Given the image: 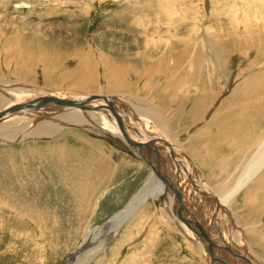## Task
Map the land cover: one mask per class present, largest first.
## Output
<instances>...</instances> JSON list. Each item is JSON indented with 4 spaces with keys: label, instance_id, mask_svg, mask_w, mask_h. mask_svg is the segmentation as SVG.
Segmentation results:
<instances>
[{
    "label": "rangeland",
    "instance_id": "rangeland-1",
    "mask_svg": "<svg viewBox=\"0 0 264 264\" xmlns=\"http://www.w3.org/2000/svg\"><path fill=\"white\" fill-rule=\"evenodd\" d=\"M60 1L63 4L59 0H8L4 5L0 3V33L3 37H0V77L6 79L5 75L9 74L31 82L30 86L36 88L50 79L57 86L47 90L54 92L61 87L59 83L68 88L65 81L80 79L87 63L85 60L90 58L100 69L99 80L104 91L116 95L134 92L133 96L142 101L147 98L153 102L154 99L158 106L159 94L165 98L167 93L165 82L173 80L178 83L195 75L197 80L182 83L185 91L182 95L177 91L178 96L173 95L176 99L171 105L176 100L186 99L189 110L194 104L193 97L200 96L197 101L200 102L201 98L200 103L209 106L207 114L201 115L202 126L207 124L208 115L215 114V106L232 92L239 79L245 75L249 78L259 76L264 71V0ZM24 3L26 7L22 8ZM206 27L212 53L217 58L218 67L214 69L212 62L210 65L204 63L206 52L201 37ZM28 43L40 46L41 52L60 53L66 58L62 65H45L36 50L32 56L26 55L24 46ZM196 50L203 54V58L196 59L194 75L188 76V72H182L177 64L178 55L183 52L188 56ZM154 61L152 68L149 62ZM115 62L122 65L117 67L122 71L124 88L131 90L121 91L118 86L113 87L109 66ZM142 67L147 70L142 75L137 74L136 70ZM153 69L157 71L154 76ZM89 73L92 72L89 70ZM209 74L212 76L206 79ZM144 75H149L150 84H145ZM159 89L161 92L154 97L153 93ZM74 90L71 93L82 94L76 88ZM137 97L130 98L128 107L139 103ZM86 126L82 119L71 121L67 127L69 132L64 133L66 138L53 144L43 140L34 144H30L34 142L30 140L0 144V264H63L70 253L81 247L82 237L88 230L103 225L122 211L150 179L153 174L150 165L146 163L145 166L134 151L116 141H109L107 136H104L107 142L95 137L90 131L92 126ZM176 127L173 122V132L177 131ZM69 134H90V138L99 141L100 145L96 142L95 147L108 156L102 155L101 158L97 155L91 159L101 160L99 166L84 159V169L79 167L81 163L74 162H67L71 167L66 163L61 168L62 165L58 166L52 159L38 156V151H44L48 146L60 148L63 145L68 149L82 150L79 141ZM174 138L187 141L186 134L176 133ZM28 144L31 148L24 154L23 149ZM254 146L243 150L244 153L240 148L231 151L227 145L221 150L210 146L208 160H204L206 156L202 157L206 164L191 162L196 164L201 176L198 177L201 179L199 184L209 189L218 184L233 185L240 172L234 173L236 168L251 159ZM180 154L186 164L190 163V158L182 152ZM215 157L220 158V163ZM82 185L84 188L80 189ZM261 192L256 202L261 208L255 215L264 231V190ZM249 204L244 209L249 208L250 212ZM251 241L249 237V242L254 245L251 249L259 258L264 253V246ZM105 253L104 261L100 255L90 264H210L199 247L191 243L176 225L167 222L160 203L152 197L123 224Z\"/></svg>",
    "mask_w": 264,
    "mask_h": 264
},
{
    "label": "bare ground",
    "instance_id": "bare-ground-1",
    "mask_svg": "<svg viewBox=\"0 0 264 264\" xmlns=\"http://www.w3.org/2000/svg\"><path fill=\"white\" fill-rule=\"evenodd\" d=\"M6 1L8 2V0H4L0 3L4 5L3 3ZM137 1L133 0V2ZM59 3L63 4L60 0ZM23 5H21L22 8L26 7V3ZM207 28H204L203 33L201 32V39L204 41L203 48L206 52L204 63L210 65L212 62L214 69L218 67L217 58L216 54L212 53L213 48L207 38ZM0 37H2V33H0ZM24 47L28 57L37 51L38 55L43 57L41 60L46 62L45 65L50 63L62 65L63 59L66 58L64 54L60 53L41 52L39 50L42 48L35 47L33 43H28ZM178 56L177 64L183 69L182 72H188V76L194 75V66L198 61L196 59L202 60L203 58V54H200L198 50L188 56L183 52ZM86 59L84 74L80 73L83 74L81 78H71L65 81V83L68 82L70 90L63 83H59L61 87H56L58 91H49L57 86L50 79L38 86L39 89L30 86L31 82L21 81L20 78L12 77L9 74L5 75L6 79L0 77V144L8 145L17 141L25 142V140L26 142H28L27 140L34 141L30 144L40 143L41 140L50 141V144L57 143L66 138L67 134L64 133L69 132L67 127L71 121L82 119L84 126L87 122H91L87 126H92L93 130L90 131L95 133V137L107 142L104 138L107 136L109 141H116L128 150L134 151L145 166L146 163L150 165L153 173L137 196L131 199L122 211L103 225L88 230L84 234L81 247L70 253L63 264H78L80 262L81 264H90L100 255L104 261L106 259L105 251L117 236L119 229L139 211L142 205L147 203L150 197L154 198L158 204L160 203L167 222L176 225L191 243L199 247L207 256L210 264H264V256H262L264 253L262 252L263 254L257 258L256 251L251 249V246L254 247V245L249 242V237H251V242L258 246H264L262 224L256 222L258 219L255 215L257 209L261 208L256 202H258L261 191L264 190V71L259 76L249 78L245 75V78L239 79L232 92L215 106V114L208 115L209 117L205 121L207 124L203 123L200 126L203 121L201 115L207 114L209 107L207 103H200L203 101L201 98L200 102L197 101L200 96L193 97L194 104L189 110L186 108L188 103L186 99L180 100V102L176 100L178 104L174 101L175 103L171 105L173 99H176L175 96L184 93L182 83L197 80L195 75L188 78L189 80H180L178 83L173 80L165 82L167 93L165 98L161 93L159 94L158 101L160 102L158 103L160 105L156 106L154 99L153 102L147 98L142 101L139 97L133 96L134 92L131 94L123 92L121 95H116L104 91L103 83L99 80L98 71L100 69L96 68L93 59ZM13 63L11 62V64ZM149 63L153 68L152 64L155 61ZM117 66L122 67L118 62L109 66L113 87L118 86L121 91L131 90L132 88H124L122 71ZM21 67L23 68V66ZM89 70L92 72L91 74ZM146 70L145 67H142L141 70L137 69L136 73L142 75ZM154 72H157L156 69H153V76ZM211 76L209 74L206 79H210ZM144 78L147 81L145 84H147L150 80L149 75ZM48 88L49 90H47ZM75 88L82 94L71 93V91L75 92ZM203 89L207 94L206 88ZM177 91H179L178 94ZM158 92H161V89L155 91L153 96L156 97ZM136 97L139 98V103L135 107H128L130 98ZM190 98L192 99V97ZM167 100L170 102L167 103ZM199 120L201 122H198ZM173 122L178 126L175 132L172 130ZM197 123L200 124L196 125ZM176 133L186 134L187 141L182 142L178 138L175 139L174 134ZM69 135L79 141L82 150L76 147L68 149L63 145L60 148H49L48 146L44 147V151H38V156L52 159L57 165H62L61 168L65 167L67 162L81 163L79 167L82 169L85 168L84 159H87L88 163H96L95 165L99 166L101 160L93 161L91 159L97 155L99 157L108 156L95 147L96 142L100 145L99 141L90 138V134L87 136ZM250 144H255L253 156L249 160L244 159L240 168H236L234 173L240 172L233 185L218 184L213 189L211 187V190L199 184L201 176H199V172L197 173L196 164L192 165L191 162L206 164L204 160H208L210 146L214 149L218 147L221 150L222 146L227 145L230 146L231 151L233 148L237 150L240 148V151L243 152V150L247 151L252 148ZM84 145L88 148H84ZM67 146L70 144L67 143ZM28 148H31L29 144L27 148L23 149L24 154ZM93 150L97 152L93 153ZM181 152L191 159L190 163L186 164ZM203 156H206L204 160ZM69 159L71 161H68ZM211 159L210 161H212ZM215 159L218 161L220 158L215 157ZM200 167L203 169L204 166ZM83 188L82 185L80 189ZM241 191L244 192L238 198ZM250 198L252 199L251 204H249ZM248 204L254 214L249 212V208L248 210L244 209Z\"/></svg>",
    "mask_w": 264,
    "mask_h": 264
},
{
    "label": "water",
    "instance_id": "water-1",
    "mask_svg": "<svg viewBox=\"0 0 264 264\" xmlns=\"http://www.w3.org/2000/svg\"><path fill=\"white\" fill-rule=\"evenodd\" d=\"M44 102H45V100H44Z\"/></svg>",
    "mask_w": 264,
    "mask_h": 264
}]
</instances>
